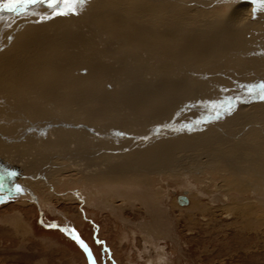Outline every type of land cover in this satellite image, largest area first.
I'll use <instances>...</instances> for the list:
<instances>
[{
    "label": "rangeland",
    "instance_id": "374dc122",
    "mask_svg": "<svg viewBox=\"0 0 264 264\" xmlns=\"http://www.w3.org/2000/svg\"><path fill=\"white\" fill-rule=\"evenodd\" d=\"M246 2L253 3L252 0H88L79 14L66 17L49 18L50 10L42 5L30 8L28 15L6 12L0 19V68L8 70L15 63L12 57L17 50L27 59L29 50L24 52L20 42L43 28L55 39L50 41L51 47L60 44L58 53L65 51L62 42L67 39L65 29L78 32L77 25L81 24L84 26L79 32L90 28L89 32L101 33L107 46L95 43L92 59L85 65L81 64L85 58H76L78 55L74 53L73 65L77 67H71L72 70L61 67L63 74L57 77L67 78L75 73L74 79H83L85 93L91 87L89 84L97 80L95 84L102 85H95L96 93L104 94L108 100L97 102L99 98L86 99L87 96L83 98L74 92L60 99L74 111V116L69 117L58 100L47 107L43 104L44 110L31 102L41 103L30 93L26 99L17 97L21 102L16 97L5 100L0 95V111L5 113L7 109L13 118L21 120L12 119L13 125L23 127L25 122H33L34 126L28 130L42 136L48 133L59 151L51 159V163L58 165L40 164L50 144L41 146L39 152L32 150L33 153L23 152L24 147L17 149L19 140L9 135L12 130L8 131L12 129L11 122L0 117V125L5 128L0 129V163L8 164L13 171L25 169L22 163L26 168L39 164L42 167L37 170L45 173L26 179L16 176V180L11 178L13 183L0 181V264H264V101L247 91L248 87L264 82V12L254 8L253 24L246 29H233L227 21L233 8ZM90 19L93 25L86 23ZM57 27L58 30H53ZM166 29L169 33L164 34ZM89 32L86 35L90 36ZM31 38L29 46L33 45L34 37ZM154 40L166 41V47L163 44L157 47ZM0 76V94L11 93L16 83L5 78L2 71ZM79 94L83 106L73 101L74 95ZM114 95L122 96L124 101L133 96L135 106L130 110L135 115V130L127 125L129 115L110 101ZM243 106H251L252 113L239 112ZM229 108L230 114L226 111ZM106 128L115 137L126 140L115 143L111 134L109 137V133L103 132ZM62 130L66 133H59ZM89 130L97 133L94 142L110 141L105 147L96 143H91L92 146L86 137L74 142L90 144L93 151L99 148L93 153L94 159H106L103 154L110 153L111 159H116L114 163L122 162L116 163V168L122 169L125 163L132 162L142 163L146 169L135 170L131 189L119 181L106 201L101 199V187H84L89 169L82 168L77 160L72 163L60 152L63 145L67 148V132L89 133ZM70 136L69 143L73 144L72 138L76 136ZM167 147L170 151L161 158L160 152ZM159 162L168 166L147 167ZM108 163L103 165L109 169ZM141 179L149 180L151 189L142 187ZM21 183L25 185L22 187ZM232 186L240 187V195L234 193ZM16 188L27 189L29 194L24 197L13 193ZM143 192L155 209V222H151L152 218L137 201ZM181 195L189 199L188 206L178 203ZM129 197L134 205L130 209L135 208V213L128 210L121 213L122 200ZM192 203L197 207L193 208ZM241 208L244 211L253 208L256 213L249 226ZM76 235L87 249L77 242Z\"/></svg>",
    "mask_w": 264,
    "mask_h": 264
},
{
    "label": "bare ground",
    "instance_id": "6f19581e",
    "mask_svg": "<svg viewBox=\"0 0 264 264\" xmlns=\"http://www.w3.org/2000/svg\"><path fill=\"white\" fill-rule=\"evenodd\" d=\"M3 2H7V0H3ZM230 2V1H229ZM173 4V3H172ZM238 4V3H237ZM43 6V5H42ZM226 6V5H225ZM234 6V5H233ZM232 6V7H233ZM46 7V6H45ZM100 7V6H99ZM254 8H255V5L253 4V3H248V2H246V3H240V4H238L237 6H235V8H233L234 10L231 12V14L228 16V24H229V27H232L233 29H235V28H248L251 24H253V19H252V17H254L255 15H254ZM150 10V9H149ZM44 13V12H43ZM43 13H41V14H43ZM48 13H49V11H48ZM90 13V12H89ZM40 14V13H39ZM40 14V15H41ZM99 14H101V13H99ZM106 14V13H105ZM6 15V12H3V13H0V17H4ZM36 15H37V13H36ZM44 16H45V14H44ZM83 16V15H82ZM90 16H91V14H90ZM94 16V15H93ZM92 17V16H91ZM117 17V16H116ZM2 18H0V19H2ZM42 18V17H41ZM226 18V17H225ZM63 19V18H62ZM119 19V18H118ZM155 19V18H154ZM252 19V20H251ZM43 20V19H42ZM70 20V19H69ZM109 20V19H108ZM113 20V19H112ZM255 20V19H254ZM115 21V20H114ZM113 21V22H114ZM33 22V21H32ZM64 22H66V21H64ZM89 22L91 23V19L90 20H86V23H88V25H89ZM120 22V21H119ZM129 22V21H128ZM140 22V21H139ZM256 22V21H255ZM108 23V22H107ZM225 23H226V21H225ZM63 24H66V23H63ZM68 24V23H67ZM84 24V23H83ZM93 24H94V22H93ZM92 23H91V25H93ZM142 24V26H144V24L143 23H141ZM151 24V23H150ZM159 24V23H158ZM56 25H60V23H56ZM74 24H72V26H73ZM90 25V26H91ZM117 25V24H116ZM121 25V24H120ZM125 25H127V24H125ZM148 25V24H147ZM206 25V24H205ZM222 25V24H221ZM225 25V24H224ZM54 26V25H53ZM52 26V27H53ZM64 26V28H66L67 27V25H63ZM83 26L84 25H81L80 24V27H79V25H77V28H78V32H74V29H65V33H64V35H65V37H66V35H67V39H65L64 41H62V42H65L64 44H65V51H60L59 50V52L60 53H58V51H57V46H59L60 44H58V45H53L52 47H51V45H50V41H53V40H55L54 39V37L53 36H51L52 34H49V35H47V33L42 29V30H40L39 32H35L33 35H30L29 37H26V39L24 40V41H22V42H20V44H19V46L20 47H23L22 48V50L25 52L26 50H29V51H27V55H28V57H27V59H24L25 57L24 56H22L21 54H22V51L20 52V50H17L16 51V54H15V56L14 57H12V58H15V60L16 61H14L15 63L12 65V66H10L9 68H8V70H6L5 68H2V67H4V66H2L1 68H0V72L2 71V73H4V76H5V78H7L8 80L10 79V80H12V81H14L13 83H16V84H14L13 85V90H11L12 92L10 93H6V92H4V90H3V94H0L1 95V97H2V99H5V100H9V99H13L14 97H22V98H25L26 99V97L27 96H29V94L28 93H30V94H32V95H35V96H37L38 97V99L41 101V103H39V101L37 100H34V101H31V102H34V104L35 105H39L40 107L39 108H43L44 109V107H43V104L44 105H46V107L48 106V103H50V104H52L53 102L55 103V100H58V101H60L59 102V105L60 106H63V110L65 111V114L67 115V116H74L73 115V113L72 112H74V111H71V109L69 108V106L68 105H66L65 106V104H66V102L65 101H63L64 100V97H66V96H70L71 94L73 95L74 94V92H78V93H80V94H82V96H84L83 98H86L85 96H87V98L86 99H89L88 97H92V98H94L95 99V97L96 98H99V100L97 101V102H100V101H104V98H105V95L104 94H102V93H100V94H97L96 92H97V89H96V87H95V83L97 82V80H95L94 81V84H89V86H91L89 89H88V91H89V94H88V91L85 93V92H82V90H84V83H83V79L82 80H77L76 78L74 79V75H75V73H73V74H70L69 75V77H65V78H59V77H57L58 75H61V73L63 74V72H61V67H65V68H68V67H73V68H76L77 66H75V64L73 65V63H74V61H73V56L72 55H74V53H76L78 56H76V58H85L84 59V61H82L81 62V64H84V63H87V60H88V64L90 63V61H91V59H92V57H91V52H93V50H94V45H95V43H100V42H102L103 43V45H105V46H107L106 45V38H104L103 37V35L101 34V33H98L97 32V34L94 32H92V31H90L89 32V30H90V28H87V29H85V30H83L82 32H79L81 29H83ZM113 26H114V24H113ZM131 26V25H130ZM163 26V25H162ZM167 26V25H166ZM120 27V26H119ZM148 27H149V25H148ZM151 27V26H150ZM164 27V26H163ZM193 27V26H192ZM210 27V26H209ZM45 28H47V27H45ZM96 28V27H95ZM95 28H94V31H95ZM147 28V27H146ZM171 28V27H170ZM170 28H169V30H170ZM212 28V27H211ZM232 28H230V29H232ZM256 28V27H255ZM93 29V28H92ZM116 29V28H115ZM148 29V28H147ZM154 29V28H153ZM158 29V28H157ZM172 29H173V25H172ZM197 29V28H196ZM229 29V30H230ZM29 30V29H28ZM53 30H58V27L56 28V29H54L53 28ZM97 30V29H96ZM138 30H140V29H137L136 31H138ZM177 30V29H176ZM228 30V31H229ZM248 30V29H247ZM119 31V30H118ZM125 31V30H124ZM132 31V30H131ZM147 31V30H146ZM145 31V32H146ZM209 31V30H208ZM225 31H226V28H225ZM234 31V30H233ZM232 31V32H233ZM249 31H250V29H249ZM86 32H89V33H91V34H94L95 35V37H93L91 34H90V36H88V35H86ZM114 32V31H113ZM152 32V31H151ZM198 32V31H197ZM224 31H222V33H223ZM237 32V31H236ZM106 33V32H105ZM108 33V32H107ZM160 33L162 34V31L160 30ZM165 33H169V31L166 29V31L164 32V34ZM227 33V32H226ZM144 34V33H143ZM147 34V33H146ZM77 35V36H76ZM141 35H142V33H141ZM145 35V34H144ZM143 35V36H144ZM169 35V34H168ZM171 35L172 34H170V37H171ZM176 35V34H175ZM34 37L33 38V42L31 43V44H33L32 46H29V41H30V39H32L31 37ZM113 36V35H112ZM131 36V35H130ZM129 36V37H130ZM147 36V35H146ZM150 36V35H149ZM166 36V35H165ZM177 36V35H176ZM63 37V36H62ZM110 37V36H109ZM128 37V36H127ZM164 37V36H163ZM173 38H174V35L172 36ZM223 37V36H222ZM49 38H51V40L49 39ZM96 38V39H95ZM98 38V39H97ZM113 38V37H112ZM164 38H167V37H164ZM116 39V38H115ZM130 39H132V38H130ZM138 39V38H137ZM142 39H144V37H142ZM141 39V40H142ZM146 39V38H145ZM148 39H151V36L148 38ZM160 39H161V37H160ZM129 40V39H128ZM61 41V40H60ZM96 41V42H95ZM136 41H138V40H136ZM147 40H145V42H146ZM172 41V40H171ZM112 42V41H111ZM129 42V41H128ZM131 42H135V41H131ZM139 42H142V41H139ZM138 42V43H139ZM148 42V41H147ZM146 42V43H147ZM169 42V41H168ZM172 42H175V41H172ZM135 43H137V42H135ZM153 43H155L156 44V46L158 47V46H160V45H162L163 44V46L164 47H166L165 45L167 44V42L166 41H164V42H162V41H160V40H154L153 41ZM189 43H191V42H189ZM194 43V42H193ZM22 44H24L23 46H22ZM73 44H74V46H73ZM145 44V43H144ZM149 43H147V45H148ZM50 45V46H49ZM135 45V44H134ZM141 45H143V43L141 44ZM18 46V47H19ZM72 46V47H71ZM97 46V45H96ZM115 46V45H114ZM19 47V48H20ZM24 47H25V49H24ZM103 48H105V47H103ZM145 48H146V46H145ZM70 49L72 50V51H70ZM74 49V50H73ZM98 49V48H97ZM152 49V48H151ZM103 50V49H102ZM155 50V49H154ZM77 51V52H76ZM156 51V50H155ZM199 50H197L194 54L196 55H194L195 56V58L197 59V58H199L198 57V54L197 53H199L198 52ZM54 52V53H53ZM55 52H57V55H56V53ZM79 52H82L83 53V55H79ZM201 52H203V51H201ZM216 52V51H215ZM66 53V54H65ZM72 53V54H71ZM122 53V52H121ZM160 53V52H159ZM107 54H108V52H107ZM109 55V54H108ZM107 55V56H108ZM201 55V54H200ZM9 56V55H8ZM16 56H17V58H16ZM160 56V55H159ZM101 57V56H100ZM87 58V59H86ZM99 58V57H98ZM103 58V57H102ZM109 58V57H108ZM121 58V57H120ZM23 59V60H22ZM95 59V58H94ZM113 59V58H112ZM118 59V58H117ZM7 60V59H6ZM22 60V62L20 63V61ZM76 60H79V59H76ZM120 61V60H119ZM113 62V61H112ZM5 63V62H4ZM12 64V63H11ZM80 64V65H81ZM106 64H107V62H106ZM120 64V63H119ZM4 65H6V64H4ZM85 65V64H84ZM83 65V66H84ZM87 65V64H86ZM95 65V64H94ZM105 65V64H104ZM116 65V64H115ZM118 65V64H117ZM116 65V66H117ZM122 65V64H121ZM6 66H8V65H6ZM78 67H79V65H78ZM85 67V66H84ZM88 67V66H87ZM95 67H96V65H95ZM7 68V67H6ZM99 68V67H98ZM3 69H5L6 70V72L4 71L3 72ZM95 69V68H94ZM111 69H112V67H111ZM56 70H58V71H56ZM64 70V69H63ZM71 70H72V68H71ZM66 71V70H65ZM70 71V70H69ZM68 71V69H67V72H69ZM100 71V70H99ZM66 72V73H67ZM103 72V71H102ZM107 72V71H106ZM105 72V73H106ZM112 72V71H111ZM6 73V74H5ZM65 73V72H64ZM108 73V72H107ZM81 74V73H80ZM101 74V73H100ZM118 74V73H117ZM91 75V74H90ZM93 75V74H92ZM103 75V74H102ZM123 75V74H122ZM78 76V75H77ZM89 76V75H88ZM107 76V75H106ZM1 77V76H0ZM61 77V76H60ZM83 77V76H82ZM85 77V76H84ZM91 77V76H90ZM88 78V77H87ZM110 78V77H109ZM4 79V78H3ZM60 79V80H59ZM86 79V78H85ZM84 79V80H85ZM96 79H97V77H96ZM99 79H100V77H99ZM103 79H105L104 77H103ZM5 80V79H4ZM89 80V79H88ZM93 80V79H92ZM116 80V79H115ZM123 80V79H122ZM140 80V79H139ZM104 80H102V82H103ZM125 81V80H124ZM148 81V80H147ZM146 81V83H148ZM1 82H3V81H1ZM10 82V81H9ZM89 82V81H88ZM105 82V81H104ZM107 82V81H106ZM61 83V84H60ZM87 83V82H86ZM92 83V82H91ZM129 83V82H128ZM142 83H143V81H142ZM150 83V82H149ZM239 83V82H238ZM12 84V83H11ZM106 84V83H105ZM157 84V83H156ZM236 84V83H235ZM99 85V87L102 85H100V83L99 84H97L96 86H98ZM103 85H104V83H103ZM128 85V84H127ZM145 85V84H144ZM147 85V84H146ZM145 85V86H146ZM150 85V84H149ZM154 85V84H153ZM238 85V84H237ZM151 86H152V84H151ZM165 86V85H164ZM175 86V85H174ZM138 87V86H137ZM156 87V86H155ZM166 87H167V85H166ZM2 88H4V86L2 85ZM119 88V87H118ZM125 88V87H124ZM161 88V87H160ZM102 89H105L104 87L102 88ZM101 89V90H102ZM127 89V88H126ZM146 89V88H145ZM79 90H81V91H79ZM122 90V89H121ZM150 90H154V89H150ZM163 90V89H162ZM169 90H170V88H169ZM117 91V90H116ZM131 91H132V89H131ZM164 91H166L165 89H164ZM104 92V91H103ZM115 92V91H114ZM123 92V91H122ZM139 92V91H138ZM97 94V95H95L94 96V94ZM124 93V92H123ZM140 93H141V91H140ZM151 93V92H150ZM163 93H166V92H163ZM80 94L79 95H74L75 97L72 99L73 101H75L76 103H80V105H84V104H82L83 102H81L80 101V99H82L81 98V96H80ZM135 95V94H134ZM140 95V94H139ZM141 95H142V93H141ZM170 95V94H169ZM5 96H9V98H6ZM131 97H129L128 99H127V101H124L123 99V97L121 96H117V95H114V96H111L109 99H110V101H112L113 103H114V105H116L117 107H120L124 112H126V114L127 115H129L128 117H130L129 118V121H127V122H129V124H127V125H130L129 126V128H131L130 130H132V128H134V130H135V115L134 116H132L131 115V110L130 109H132V107L133 106H135V104H133V102H132V99H133V96L132 95H130ZM156 96V95H155ZM191 96V95H190ZM143 97V96H142ZM146 97V96H145ZM168 97V96H167ZM19 98H17L18 100H19ZM29 98V97H28ZM92 98H90V99H92ZM60 99H63V100H60ZM85 99V100H86ZM106 99V98H105ZM4 100V101H5ZM54 100V101H53ZM93 100V99H92ZM106 100H108V99H106ZM163 100V99H162ZM166 100V99H165ZM20 102L22 101V100H19ZM58 101H56V103L58 102ZM63 101V102H62ZM80 101V102H79ZM83 101V100H82ZM135 101V100H134ZM164 101V100H163ZM0 102H2V101H0ZM13 101L11 100V103H12ZM17 102V101H16ZM69 102H71V101H69ZM111 102V103H112ZM15 103V102H14ZM24 103V102H23ZM72 104H73V102H71ZM166 103V102H165ZM1 104V103H0ZM3 104V103H2ZM5 104V103H4ZM3 104V105H4ZM70 104V103H69ZM133 104V105H132ZM8 105V104H7ZM13 105V104H12ZM12 105H11V107H12ZM25 105H26V102H25ZM71 105V104H70ZM143 105V104H142ZM145 105V104H144ZM18 106H19V103H18ZM21 106V105H20ZM19 106V107H20ZM253 106V105H252ZM5 107V106H4ZM10 107V108H11ZM13 107H14V105H13ZM16 107V106H15ZM59 107V106H58ZM116 107V108H117ZM6 108V107H5ZM18 108V107H17ZM21 108V107H20ZM168 108V107H167ZM16 109V108H15ZM28 109H31V108H28ZM27 109V110H28ZM139 109V108H138ZM141 109V108H140ZM21 110V109H20ZM25 110H26V108H25ZM45 110V109H44ZM118 110V109H117ZM116 110V111H117ZM156 110V109H155ZM160 110V109H159ZM251 110H252V107L250 106V107H246V106H243V107H240V110H239V112H245V114L246 113H250L251 112ZM30 111H32V110H30ZM122 111V112H123ZM138 112H139V110H137ZM133 112V111H132ZM142 112V111H141ZM141 112H140V114H141ZM147 112V111H146ZM158 112H160V111H158ZM21 113V112H20ZM26 113H27V111H26ZM71 113H72V115H71ZM120 113V112H119ZM252 113V112H251ZM34 114V113H33ZM121 114H123V113H121ZM134 114V113H133ZM146 114V113H145ZM156 114H157V111H156ZM241 114V113H240ZM243 114V113H242ZM131 115V116H130ZM148 115V114H147ZM153 115H154V113H153ZM158 115V114H157ZM160 115H162V114H160ZM237 115H238V113H237ZM26 115H23V117H25ZM151 116V115H150ZM233 116H236V115H233ZM242 116V115H241ZM0 117H3V119L4 120H8L9 121V123H10V125H11V127H12V129H8V131H13V133H9V135H12V136H15V137H17V139L19 140V145L17 146V147H19V148H17V149H20V147H24V150H23V152H28V153H33L34 151H32V150H36L37 152H39V150H40V148H41V146H44L43 148H45L46 147V145H47V143H48V145H49V151H48V154L46 155V157L44 158L43 157V161L42 162H39L40 164H42L43 162L44 163H50V165H48V167H51V166H53L54 167V165H58L56 162H54V163H51V159L52 158H54V154H56L55 152H57V150H56V141H54L55 139H53V138H50V137H47L49 134L47 133L46 135H40L39 133H37V132H35V131H31V130H28L29 128H31L32 126H34L30 121H28V123H26L25 122V120H24V126L23 127H20V126H18V125H13L12 124V122L15 120V122H17V121H21V120H17L16 118H13V116L11 115V113H7V109L5 110V113H4V110L2 111H0ZM22 117V118H23ZM237 117V116H236ZM28 118V117H27ZM59 118V117H58ZM117 118V117H116ZM125 119L127 118V116L126 117H124ZM12 119H14V120H12ZM137 119V118H136ZM66 120V119H65ZM70 120H72V119H70ZM70 120H68L67 119V121H70ZM43 121H45V120H43ZM66 121V122H67ZM73 121V120H72ZM118 121H119V119H118ZM65 122V121H64ZM125 123V122H124ZM138 123V122H137ZM37 124V123H36ZM126 124V123H125ZM142 124V123H141ZM39 125H41V124H39ZM1 126V125H0ZM75 126V125H74ZM122 126V125H121ZM139 126V125H138ZM2 127V128H1ZM0 127V129H2L3 131H5V128L3 129V126H1ZM49 127V126H48ZM123 127V126H122ZM36 128H37V126H36ZM58 129H60L59 127H57ZM83 128V127H82ZM44 129V128H43ZM48 129V128H47ZM103 129V128H102ZM53 130L55 131L56 130V128H53ZM97 130V129H96ZM65 130H62V132L61 131H59V133H66V132H64ZM67 131V130H66ZM75 131V130H74ZM38 132H40V131H38ZM51 132V131H50ZM97 132V131H96ZM103 132H105V133H109V137H110V134H111V137L110 138H113V140L115 141V143H118V142H122V141H125L126 139H119V137H115V133H111L107 128L103 131ZM5 133H7V132H5ZM67 133H69V134H67V148H66V144L65 145H63L62 147H61V149H60V152H62L63 151V153H64V155L66 156V158L68 159V160H70L71 159V161H72V163L75 161V160H77L78 162H80L79 164L81 165V167L82 168H84L85 167V169L87 170V169H89V173H88V176H87V178H84V179H86V180H83L85 183H84V187L85 188H87V187H92V186H97V187H101L100 188V190H101V192H102V195L103 196H101V199L103 200V201H106V199L108 198V196L110 195L109 194V191H113V188L116 186V184L120 181L123 185H124V187L125 186H128L130 189H131V187H132V185L134 184V182H135V170H138V171H141V170H146L145 168H143L142 166H143V164L142 163H137L136 165H135V163H132V162H128V163H125V165L123 166V167H121L122 169H120V168H116V166H117V164L116 163H119V164H121L122 162L120 161V160H118L116 163H114L115 161H116V159L115 158H113V159H111V155H110V153H108V154H103V157H105L106 159H103V158H100V160H96V159H94L93 158V153H95V152H98L99 151V148H96V150L95 151H93V150H91L92 148H90V144L91 143H96V144H98V145H100L101 147H105L107 144H105V143H108V142H110V141H106V140H104V139H100V141H98V142H94L95 140H94V136H96L97 135V133H91L90 132V130H89V133L86 131V132H81V133H79V132H77L76 131V133H72L71 131H69V132H67ZM70 134H74V136H76V138L74 137V138H72L73 139V144H71V143H69V141H72V140H70V137H72V136H70ZM123 134V133H122ZM3 135V134H2ZM7 135V134H6ZM146 135V134H145ZM80 137H86L87 138V140L86 139H84V141L86 140V141H88V143H90V144H87V143H80V144H78V145H75L74 144V142L76 141L77 142V140L78 139H80ZM96 137H98V136H96ZM2 138H4V137H2ZM9 138V137H8ZM12 138V137H11ZM60 138H62V137H60ZM75 139V140H74ZM117 139V140H116ZM1 140V139H0ZM11 140V139H10ZM13 140V139H12ZM90 140V141H89ZM9 141V140H8ZM114 141H112V142H114ZM7 142V141H6ZM17 142V141H16ZM61 142V141H60ZM62 142H64L65 143V141H62ZM63 143V144H64ZM78 143V142H77ZM134 143V142H133ZM133 143L131 144V145H133ZM4 144L6 145V143L4 142ZM8 144V143H7ZM12 145V144H11ZM92 146H94L93 144H91ZM131 145L129 146V147H131ZM86 146H88V150H87V148H85ZM109 146V145H108ZM110 146H115V147H119L118 145H116V144H112V145H110ZM220 147V146H219ZM218 147V148H219ZM85 148V149H84ZM16 149V150H17ZM173 149V148H172ZM82 150H84V151H82ZM91 150V151H90ZM167 151H170V149L167 147L164 151H163V153L162 152H160V157L162 158V156H164L165 154H166V152ZM242 151V150H241ZM15 152V151H14ZM18 152H19V150H18ZM59 152V151H58ZM57 152V153H58ZM228 152V151H227ZM27 153V154H28ZM46 153V152H45ZM215 153V152H214ZM222 153H224V152H222ZM4 154V153H3ZM11 154V153H10ZM243 155V154H242ZM239 156V155H238ZM165 157V156H164ZM228 157V156H227ZM232 157V156H231ZM98 158V157H97ZM24 159V158H23ZM238 159V158H237ZM1 160V159H0ZM221 160V159H220ZM234 160V159H233ZM232 160V161H233ZM3 161V160H2ZM12 161V160H11ZM156 161H162V159H160V160H156ZM165 161V160H164ZM7 162V161H6ZM33 162V161H32ZM77 162V163H78ZM104 162H110V163H108V167H110L109 169L108 168H106V167H104ZM14 164V163H13ZM23 164V166H25V169L23 168L22 170H16V171H13L12 169H11V167L8 165V164H5V163H0V173H14L15 175L12 177L13 179H17V177L16 176H18V177H23L24 179H26L27 177H31V178H35L36 176H41V175H43V174H45V173H42V169L41 170H37L38 169V166H41L42 167V165H35V166H33V167H27L26 168V165H24L25 163H22ZM26 164H27V162H26ZM236 164V163H235ZM15 165V164H14ZM17 165L18 164H16V167H17ZM139 165V166H138ZM18 166H20V165H18ZM22 166V165H21ZM32 166V165H31ZM45 166V165H44ZM71 166V165H70ZM159 166H161V168L164 166V167H166V166H168V163H166V162H164V164H163V162L161 163V162H159V163H156V164H153V163H150V164H147V167H155V169L157 168V167H159ZM238 166V165H237ZM21 169V168H20ZM46 169V168H45ZM45 169L43 170V172H45ZM166 169V168H165ZM15 170V169H14ZM37 170V171H36ZM115 170H117V171H115ZM162 170V169H161ZM164 170V169H163ZM239 170V169H238ZM119 171H124L125 173H123V172H119ZM237 171V170H236ZM42 174H41V173ZM117 172H119V173H117ZM165 172V171H164ZM121 175V176H120ZM144 177V176H143ZM139 178V177H138ZM147 179V178H146ZM151 179V178H150ZM4 180H6V182H7V180L8 181H10V183H13V182H11L12 181V179H4ZM226 183H227V185H229V181L226 179V180H224ZM150 181L149 180H145V179H141L140 180V184L142 185V187H143V185H145L146 187L148 186V189L150 188ZM22 184V183H21ZM25 184H22V187L24 186ZM118 185H119V183H118ZM137 185V184H136ZM28 187V186H27ZM133 188H134V190H135V188L136 187H134L133 186ZM232 188H233V191H234V193L236 192L238 195H240V193H241V189H240V187H234V186H232ZM17 189H19V192L17 191ZM151 189V188H150ZM126 190V189H125ZM128 191H129V189H127ZM133 189H132V191H134ZM140 190H144V189H140ZM131 191V190H130ZM29 191L27 190V189H25V190H21L20 188H16L15 190H14V192L13 193H16V194H21V195H23L24 197H26L27 196V193H28ZM29 194V193H28ZM121 195V194H120ZM135 195V194H134ZM139 195H141V196H139V200H137V201H139V203H140V205H142V207H144L145 208V211H146V215L148 216V217H150V218H152L151 219V222H153L154 221V217H155V209H154V207L153 206H150L149 204H150V200L146 197V195H145V193L143 192V193H140ZM122 198H121V196H119V199L118 200H121ZM189 200V199H188ZM131 201H132V199L129 197L128 199L126 198L125 199V201H123L122 200V208H120V212L122 213L123 211H125V210H128V211H130V213L132 212H134L135 213V208H133V207H131V209H130V206H134V205H132L131 204ZM135 203V202H134ZM193 204V203H192ZM189 205V204H188ZM188 205H184V206H188ZM124 206H126V207H124ZM181 206H183V205H181ZM191 207V206H190ZM197 207V204L195 203V204H193V208H196ZM237 207H239V206H237ZM243 208V207H242ZM241 208V209H242ZM130 209V210H129ZM238 209V208H237ZM243 210V209H242ZM245 210V209H244ZM243 210V211H244ZM137 211V210H136ZM236 212V211H235ZM241 212V211H240ZM244 213V216H245V220H246V222H247V225L249 226L250 225V223H251V220L253 219V217L256 215V213L254 212V209L253 208H248L247 209V211H244L243 212ZM134 219H135V217H134ZM155 222V221H154ZM144 224V223H143ZM252 224V223H251ZM21 230V229H20ZM18 233H21V232H18Z\"/></svg>",
    "mask_w": 264,
    "mask_h": 264
},
{
    "label": "snow or ice",
    "instance_id": "6c2138e0",
    "mask_svg": "<svg viewBox=\"0 0 264 264\" xmlns=\"http://www.w3.org/2000/svg\"><path fill=\"white\" fill-rule=\"evenodd\" d=\"M87 2L88 0H7V2L0 0V13L9 12L17 15H28L30 8L43 5L50 10L49 18L58 16L66 17L79 14L81 7ZM252 2L255 5V11L264 12V0H252ZM247 91L249 93H255L260 100L264 101V82L248 87ZM226 111L229 114L231 113L230 108L226 109ZM14 175V173L0 174V181L11 179ZM17 191H19V189H17ZM72 231L74 232V230ZM74 238L82 247L87 249V246L80 240L78 235Z\"/></svg>",
    "mask_w": 264,
    "mask_h": 264
},
{
    "label": "water",
    "instance_id": "95a60500",
    "mask_svg": "<svg viewBox=\"0 0 264 264\" xmlns=\"http://www.w3.org/2000/svg\"><path fill=\"white\" fill-rule=\"evenodd\" d=\"M178 203L180 205H188L189 204V200L188 198L185 196V195H181V196H178Z\"/></svg>",
    "mask_w": 264,
    "mask_h": 264
}]
</instances>
